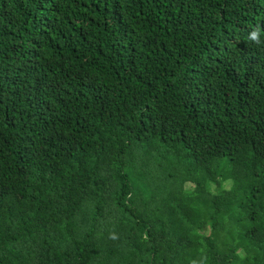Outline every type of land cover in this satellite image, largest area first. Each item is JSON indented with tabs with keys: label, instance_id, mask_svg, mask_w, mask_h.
<instances>
[{
	"label": "trees",
	"instance_id": "16d2710c",
	"mask_svg": "<svg viewBox=\"0 0 264 264\" xmlns=\"http://www.w3.org/2000/svg\"><path fill=\"white\" fill-rule=\"evenodd\" d=\"M256 26L264 0H0V264H264Z\"/></svg>",
	"mask_w": 264,
	"mask_h": 264
},
{
	"label": "clouds",
	"instance_id": "9594fccd",
	"mask_svg": "<svg viewBox=\"0 0 264 264\" xmlns=\"http://www.w3.org/2000/svg\"><path fill=\"white\" fill-rule=\"evenodd\" d=\"M248 39L255 45H264V28L254 27L248 34Z\"/></svg>",
	"mask_w": 264,
	"mask_h": 264
},
{
	"label": "rangeland",
	"instance_id": "374dc122",
	"mask_svg": "<svg viewBox=\"0 0 264 264\" xmlns=\"http://www.w3.org/2000/svg\"><path fill=\"white\" fill-rule=\"evenodd\" d=\"M187 184L192 185L191 181L189 180L187 181ZM119 234H120V237L122 238L124 248L127 250H130L129 241L127 239V228L122 229Z\"/></svg>",
	"mask_w": 264,
	"mask_h": 264
}]
</instances>
